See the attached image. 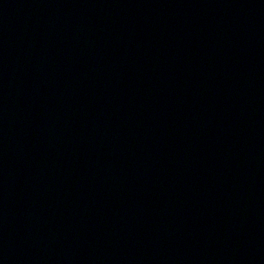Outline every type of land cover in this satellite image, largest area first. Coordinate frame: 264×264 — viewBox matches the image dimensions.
Wrapping results in <instances>:
<instances>
[{"label": "water", "instance_id": "95a60500", "mask_svg": "<svg viewBox=\"0 0 264 264\" xmlns=\"http://www.w3.org/2000/svg\"><path fill=\"white\" fill-rule=\"evenodd\" d=\"M0 264H264V0H0Z\"/></svg>", "mask_w": 264, "mask_h": 264}]
</instances>
